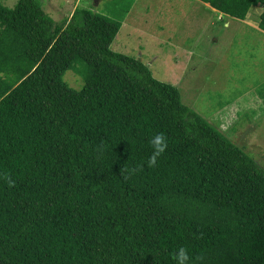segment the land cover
Returning a JSON list of instances; mask_svg holds the SVG:
<instances>
[{"label": "trees", "instance_id": "16d2710c", "mask_svg": "<svg viewBox=\"0 0 264 264\" xmlns=\"http://www.w3.org/2000/svg\"><path fill=\"white\" fill-rule=\"evenodd\" d=\"M199 1L264 31V0ZM68 17L0 3V264H264V166L111 48L120 18Z\"/></svg>", "mask_w": 264, "mask_h": 264}, {"label": "rangeland", "instance_id": "374dc122", "mask_svg": "<svg viewBox=\"0 0 264 264\" xmlns=\"http://www.w3.org/2000/svg\"><path fill=\"white\" fill-rule=\"evenodd\" d=\"M18 1L0 3L13 8ZM35 1L55 22L76 8L120 18L111 48L175 85L186 105L264 166V31L257 25L262 6L250 8L246 20L256 23L251 26L199 0ZM77 66L63 77L76 90L84 71Z\"/></svg>", "mask_w": 264, "mask_h": 264}, {"label": "crops", "instance_id": "0c3cea01", "mask_svg": "<svg viewBox=\"0 0 264 264\" xmlns=\"http://www.w3.org/2000/svg\"><path fill=\"white\" fill-rule=\"evenodd\" d=\"M74 5H75V4H74ZM74 5H73V7H74ZM204 5L207 7V4L204 3ZM211 10H212V9H211ZM212 11H215V10H212ZM243 22H245L247 25H248V22H250V25H251V26H255V24H256V23H254V22H252V21H248V22H247L246 19L243 20ZM256 28H257V27H256Z\"/></svg>", "mask_w": 264, "mask_h": 264}]
</instances>
